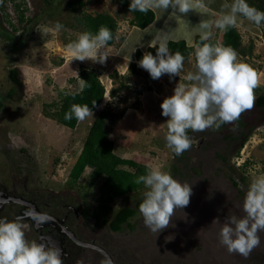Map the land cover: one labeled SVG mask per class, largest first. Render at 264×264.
Returning <instances> with one entry per match:
<instances>
[{"label": "rangeland", "instance_id": "rangeland-1", "mask_svg": "<svg viewBox=\"0 0 264 264\" xmlns=\"http://www.w3.org/2000/svg\"><path fill=\"white\" fill-rule=\"evenodd\" d=\"M68 1L0 0V190L9 195L26 193L39 201L69 203L67 209L75 215L74 221L95 236L129 241L128 251L133 252L135 262L138 255L139 260L159 264H264V232L259 233L260 246L248 257L229 253L218 235L228 215H244L248 185L254 177L264 176V107L256 104L257 97L264 94V24L257 27L241 17L237 27L242 38L238 58L249 63L260 78L253 108L241 114L244 121L254 124L253 132L239 147L240 140L228 137L237 135L236 121L218 130L189 131L195 143L177 156L166 146L168 118L162 115L160 105L174 94L180 77L165 74L152 79L138 66L133 51L140 48L146 52V41L157 35L167 41L185 39L194 47L199 23L202 19L214 21L225 0H203V15L191 10L170 19L172 9L157 10L152 25L144 28L129 26L132 14L116 0H86L83 11L108 12L118 21L117 37L107 46L109 56L104 63L72 60L66 45L81 33L76 25L80 10H71ZM248 3L264 11V0ZM57 22L63 25L59 31ZM38 29L50 34L44 36ZM211 31V38L221 42L223 31L215 26ZM132 61L135 67L130 65ZM83 65L99 71L106 93L93 115L69 128L48 114L56 110L64 93L79 89ZM13 66L21 70L23 87L9 80ZM190 72H195L194 49L184 61L181 76ZM102 109L120 115L116 122L107 121L117 154L161 167L192 188L190 204L178 209L169 227L159 233L145 226L138 207L120 231L110 229L114 212L122 206L136 207L144 186L124 196L114 194L104 206L102 179H91V167L85 168L75 185L69 183L72 165ZM12 211L6 205L4 212L10 220L14 219ZM19 221L28 228L24 220Z\"/></svg>", "mask_w": 264, "mask_h": 264}, {"label": "clouds", "instance_id": "clouds-1", "mask_svg": "<svg viewBox=\"0 0 264 264\" xmlns=\"http://www.w3.org/2000/svg\"><path fill=\"white\" fill-rule=\"evenodd\" d=\"M129 8L130 12L142 13L149 10L167 12L171 8V19L187 15L191 10L203 15L206 6L203 0H131ZM241 17L257 27L264 24V11L250 5L248 0H231L230 3L225 0L221 14L214 21L201 20L200 43L194 46L195 72L186 76H181L185 57L179 51H170L167 37L157 35L148 45L156 48V54L146 51L138 61V66L148 71L152 79H160L165 74L170 78L180 77L174 94L165 97L160 105L162 115L168 118L166 146L177 156L191 150L195 143L189 131L218 130L225 123L235 122L254 106V89L260 82L257 71L239 59L232 47L218 41L209 42L213 26L226 31L238 27ZM62 27L59 22L55 25L57 31ZM38 30L44 36L50 34L46 29ZM112 40V31L101 25L95 34L81 32L66 48L72 60L104 63L109 56L107 46ZM85 86L86 81L79 77L80 90ZM90 115L93 112L89 105L73 104L65 113V119L75 117L82 122ZM146 169L135 181L145 189L138 210L145 226L159 233L169 227L178 209L190 204L192 188L161 167L147 165ZM243 213V216L228 215L218 235L220 244L229 253L248 257L260 246L259 233L264 232V176L254 177L248 185ZM0 264H63L62 250L55 243L28 239L19 220L0 217ZM76 264H84V261L77 260ZM101 264H113V261L108 257Z\"/></svg>", "mask_w": 264, "mask_h": 264}, {"label": "trees", "instance_id": "trees-1", "mask_svg": "<svg viewBox=\"0 0 264 264\" xmlns=\"http://www.w3.org/2000/svg\"><path fill=\"white\" fill-rule=\"evenodd\" d=\"M130 12V0H116ZM86 0H69L68 6L71 10H80L76 15V25L80 27L81 32L89 31L95 34L101 25L107 26L113 33V40L108 45L115 43L117 37L118 21L117 18L108 12L90 13L83 11L86 6ZM132 17L129 20L130 25L138 27H146L151 24L156 17L155 12L149 10L147 13L131 12ZM210 43H216V38H211ZM168 47L171 52L179 51L185 59H188L193 51V45L187 43L185 39L169 40ZM195 45L200 43V35L197 34L194 40ZM224 46H229L239 51L242 45L241 34L237 27L229 28L223 31L222 40L220 42ZM146 51H151L156 54V48L147 47ZM143 51L137 48L135 51V59L140 60L143 56ZM130 65L135 67L136 63L131 62ZM9 80L16 86L23 87V75L17 66H13L8 71ZM78 77L86 81V86L81 91L80 88L64 93L56 110L49 113L48 116L56 119L60 124L69 128H75L78 121L73 117L71 120L65 119V113L70 110L71 105H89L92 111H95L103 101L106 86L100 78V73L94 68L81 66ZM114 94V91L112 92ZM256 104L259 107H264V94H260L256 99ZM2 102L0 101V109ZM120 116V115H119ZM112 110L102 109L96 115L84 141L83 147L76 158L69 172V183L75 185L86 167H91V179L101 178L100 198L105 206L112 199L114 194L127 195L143 187L142 184H136L138 176L146 173V165L132 158L122 157L115 152L114 140L110 138L107 121L109 118L116 122L119 118ZM238 128L237 135L228 134L231 139L240 140L241 147L248 138L249 133L253 132L254 124H250L243 120L240 116L236 120ZM190 134V133H188ZM226 159L225 156H222ZM238 184L237 182H235ZM141 200L136 202V207L122 206L118 208L110 221V227L113 230H121L124 224L129 223L130 217L136 213V209L141 203Z\"/></svg>", "mask_w": 264, "mask_h": 264}, {"label": "flooded vegetation", "instance_id": "flooded-vegetation-1", "mask_svg": "<svg viewBox=\"0 0 264 264\" xmlns=\"http://www.w3.org/2000/svg\"><path fill=\"white\" fill-rule=\"evenodd\" d=\"M8 196H14L16 200L3 203L0 217L10 220L4 212L6 205L9 206L14 219H22L28 225V228H24L28 239L55 243L62 250L63 264H76L81 259L84 264H101L108 257L113 264H159L158 261L139 260L138 255L139 261L136 259L135 262L131 256L133 252L128 251L129 241L122 242L118 237L108 240L105 235L95 236L94 232L74 221L75 215L71 214V209H67L69 203L39 201L26 193L9 195L0 190V197Z\"/></svg>", "mask_w": 264, "mask_h": 264}, {"label": "water", "instance_id": "water-1", "mask_svg": "<svg viewBox=\"0 0 264 264\" xmlns=\"http://www.w3.org/2000/svg\"><path fill=\"white\" fill-rule=\"evenodd\" d=\"M2 198H3V199H0V207H1V206L3 205V203L6 202V201H9V200H11V199L16 200L14 196H8V197H6V198H4V197H2Z\"/></svg>", "mask_w": 264, "mask_h": 264}, {"label": "crops", "instance_id": "crops-1", "mask_svg": "<svg viewBox=\"0 0 264 264\" xmlns=\"http://www.w3.org/2000/svg\"><path fill=\"white\" fill-rule=\"evenodd\" d=\"M205 6H206V3H205ZM171 9V8H170ZM157 16V15H156ZM155 19H156V17H155ZM154 22V21H153ZM152 22V23H153ZM152 23L150 24V25H152ZM150 25H148V26H150ZM129 26H133V27H137V26H135V25H129ZM147 26V27H148ZM130 27H128L127 29H129ZM155 37H153V38H150V39H148L147 41H146V47H148V45H149V42L151 41V40H153ZM168 42V41H167Z\"/></svg>", "mask_w": 264, "mask_h": 264}, {"label": "bare ground", "instance_id": "bare-ground-1", "mask_svg": "<svg viewBox=\"0 0 264 264\" xmlns=\"http://www.w3.org/2000/svg\"><path fill=\"white\" fill-rule=\"evenodd\" d=\"M0 199H3L2 197H0Z\"/></svg>", "mask_w": 264, "mask_h": 264}]
</instances>
